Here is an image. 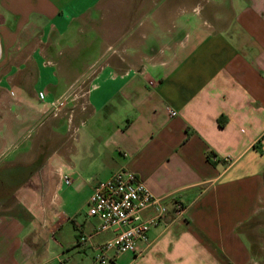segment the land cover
Listing matches in <instances>:
<instances>
[{
    "label": "crops",
    "instance_id": "1",
    "mask_svg": "<svg viewBox=\"0 0 264 264\" xmlns=\"http://www.w3.org/2000/svg\"><path fill=\"white\" fill-rule=\"evenodd\" d=\"M120 170L168 212L98 263ZM0 264H264V0H0Z\"/></svg>",
    "mask_w": 264,
    "mask_h": 264
},
{
    "label": "built area",
    "instance_id": "2",
    "mask_svg": "<svg viewBox=\"0 0 264 264\" xmlns=\"http://www.w3.org/2000/svg\"><path fill=\"white\" fill-rule=\"evenodd\" d=\"M169 111L173 116L177 113L172 108ZM64 179L69 180L68 176ZM152 206L156 207V212L144 217L143 212ZM183 207L181 201H174L175 210L182 211ZM167 212V207L133 172L120 170L100 181L89 198L88 216L99 219L98 232L113 231L114 235L97 247L94 260L108 262L111 251L142 254L145 248L139 243L149 245L150 228L165 218ZM86 240L84 237L81 239L83 242Z\"/></svg>",
    "mask_w": 264,
    "mask_h": 264
},
{
    "label": "rangeland",
    "instance_id": "3",
    "mask_svg": "<svg viewBox=\"0 0 264 264\" xmlns=\"http://www.w3.org/2000/svg\"><path fill=\"white\" fill-rule=\"evenodd\" d=\"M200 1H201V4H205L206 3V0H200ZM52 125L53 126L57 125L60 129H62V128L67 127L66 126L67 125V120H66V118L46 119V117L44 116L39 121H37L35 124H33L31 126L30 125L27 126V128H26V129H28L27 130V135L35 137L37 132H40L41 130H43V129L47 128V127H51ZM24 126L26 127V125H24ZM40 135H39V137H40ZM37 137H38V135H37ZM12 151L15 152L16 149L11 150L8 153L9 156L10 155L12 156V154H13ZM43 152H39V155H42V156H40V158L38 159V164H39V166L37 167V175L38 176H40V175L43 176V175L47 174V172H49L47 167H45L44 165L42 166V164H44V162H45V159L43 157V156H45V154H43ZM9 156L6 159H8ZM8 160H10V158Z\"/></svg>",
    "mask_w": 264,
    "mask_h": 264
}]
</instances>
